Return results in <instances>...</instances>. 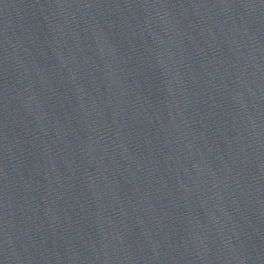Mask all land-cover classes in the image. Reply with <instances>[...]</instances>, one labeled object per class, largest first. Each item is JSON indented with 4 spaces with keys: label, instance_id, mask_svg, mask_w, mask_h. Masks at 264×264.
<instances>
[{
    "label": "water",
    "instance_id": "obj_1",
    "mask_svg": "<svg viewBox=\"0 0 264 264\" xmlns=\"http://www.w3.org/2000/svg\"><path fill=\"white\" fill-rule=\"evenodd\" d=\"M0 264H264V0H0Z\"/></svg>",
    "mask_w": 264,
    "mask_h": 264
}]
</instances>
